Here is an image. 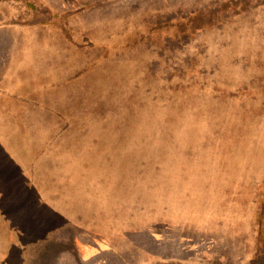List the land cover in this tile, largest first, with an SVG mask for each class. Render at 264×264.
Instances as JSON below:
<instances>
[{
	"label": "rangeland",
	"instance_id": "374dc122",
	"mask_svg": "<svg viewBox=\"0 0 264 264\" xmlns=\"http://www.w3.org/2000/svg\"><path fill=\"white\" fill-rule=\"evenodd\" d=\"M27 4L0 0V264H264V0Z\"/></svg>",
	"mask_w": 264,
	"mask_h": 264
},
{
	"label": "trees",
	"instance_id": "16d2710c",
	"mask_svg": "<svg viewBox=\"0 0 264 264\" xmlns=\"http://www.w3.org/2000/svg\"><path fill=\"white\" fill-rule=\"evenodd\" d=\"M15 1V0H14ZM23 1H25V4L26 5H28L27 3L28 2H31L32 4V6H34V8H39L38 7V5H37V2H38V0H23ZM22 0H21V2H23ZM29 6V5H28ZM40 9V8H39ZM147 264H167V263H147ZM169 264H174V263H169ZM175 264H194V263H190V262H181V263H175ZM251 264V263H250Z\"/></svg>",
	"mask_w": 264,
	"mask_h": 264
}]
</instances>
